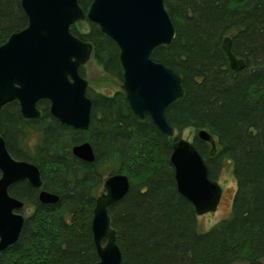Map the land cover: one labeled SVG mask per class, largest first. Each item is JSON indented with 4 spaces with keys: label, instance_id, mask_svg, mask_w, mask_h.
<instances>
[{
    "label": "trees",
    "instance_id": "trees-1",
    "mask_svg": "<svg viewBox=\"0 0 264 264\" xmlns=\"http://www.w3.org/2000/svg\"><path fill=\"white\" fill-rule=\"evenodd\" d=\"M92 1L78 4L87 13ZM163 6L174 36L150 58L180 76L184 93L165 110L166 121L174 133L195 130L192 144L210 180H217L226 161L231 164L236 191L230 215L207 232L197 230L198 216L178 192L169 159L175 137L161 133L150 117L135 116L123 92L108 96L87 88L85 131L53 118L47 100L37 102V119L24 118L15 100L0 109V135L13 158L38 167L43 189L59 200L40 203L39 191L26 181L9 187L33 212L18 240L0 254V264L98 262L90 225L105 177L100 170L107 165L130 183L107 209L121 264H264V0H163ZM87 23L85 32H69L90 43L95 62L122 81L116 43ZM27 25L20 0H0V46ZM226 37L235 57L244 59L243 70L230 69ZM203 129L213 137L214 151L197 136ZM32 134L38 144L29 153ZM83 141L95 152L93 163L71 153Z\"/></svg>",
    "mask_w": 264,
    "mask_h": 264
},
{
    "label": "water",
    "instance_id": "water-1",
    "mask_svg": "<svg viewBox=\"0 0 264 264\" xmlns=\"http://www.w3.org/2000/svg\"><path fill=\"white\" fill-rule=\"evenodd\" d=\"M20 2L28 25L0 46V109L17 100L24 118L37 119V102L47 100L53 118L77 131L88 129L91 100L79 69L89 60L92 45L69 32L71 25L87 20L118 47L121 89L132 113L140 119L150 117L161 133L173 136L165 110L184 94L180 76L150 58L155 47L170 44L174 36L163 0H93L87 13L77 0ZM222 48L230 69L243 70L245 61L233 54L230 38L223 40ZM197 136L210 143L214 151L212 136L204 129ZM171 148L169 159L178 192L192 204L197 216L214 212L222 190L217 181L209 179L205 160L184 138H174ZM71 153L82 162L93 163L95 159L88 141L74 145ZM19 181L39 191L40 203L59 200L43 189L38 167L15 160L0 135V254L18 240L24 223L17 213L23 207L22 200L9 194V187ZM102 184L90 225L98 261L95 264H121L116 230L110 226L107 209L126 195L130 183L124 174L117 173L109 174Z\"/></svg>",
    "mask_w": 264,
    "mask_h": 264
},
{
    "label": "rangeland",
    "instance_id": "rangeland-1",
    "mask_svg": "<svg viewBox=\"0 0 264 264\" xmlns=\"http://www.w3.org/2000/svg\"><path fill=\"white\" fill-rule=\"evenodd\" d=\"M70 27H71L70 28L71 31H74L77 34L78 32H85L88 29V23L86 20H83L77 22L74 25H71ZM80 69L82 72V76H84L85 80L87 81V86L88 89H90V91L99 94L103 93L108 96L113 95V93L116 91L122 92L121 89L122 81H119L117 78L111 77L109 74H106L103 71L102 67L99 64H97L93 59V53L91 54L89 60ZM194 135H195V130L192 128V129L182 130L180 133L175 132L173 134V137L184 138L192 143ZM37 142H38V135L32 134L30 137H28L26 140L27 152L33 153L36 145L38 144ZM112 168L113 167H111L110 165H107L106 167H103L100 170L102 175L105 176L104 180L110 174ZM222 168L223 169L221 173L217 177V182L219 183V186L221 187L222 190L220 203L214 212H207L206 214L197 217V222H196L197 230L201 233L207 232V230H209L211 227L216 225L218 221L222 219H226L230 215L232 198L236 191L235 190L236 181L233 177L231 164L228 161L224 163ZM101 189H103V184ZM22 202H23V207L20 208V211H18L17 213L19 215L21 214L23 218H26L32 214L33 209L31 205H28L24 201Z\"/></svg>",
    "mask_w": 264,
    "mask_h": 264
},
{
    "label": "bare ground",
    "instance_id": "bare-ground-1",
    "mask_svg": "<svg viewBox=\"0 0 264 264\" xmlns=\"http://www.w3.org/2000/svg\"><path fill=\"white\" fill-rule=\"evenodd\" d=\"M77 2H78V0H77ZM79 5V4H78ZM89 8V7H88ZM84 142V141H83ZM217 181V180H216ZM218 185H219V183H218ZM221 188V187H220ZM45 190V189H44ZM222 196V195H221Z\"/></svg>",
    "mask_w": 264,
    "mask_h": 264
},
{
    "label": "flooded vegetation",
    "instance_id": "flooded-vegetation-1",
    "mask_svg": "<svg viewBox=\"0 0 264 264\" xmlns=\"http://www.w3.org/2000/svg\"><path fill=\"white\" fill-rule=\"evenodd\" d=\"M81 68V67H80ZM79 72H80V69H79Z\"/></svg>",
    "mask_w": 264,
    "mask_h": 264
}]
</instances>
